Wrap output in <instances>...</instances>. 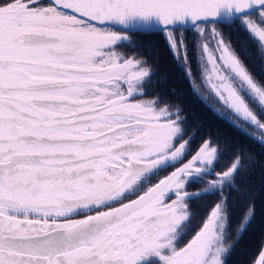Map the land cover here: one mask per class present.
I'll return each mask as SVG.
<instances>
[{"label":"snow or ice","instance_id":"1","mask_svg":"<svg viewBox=\"0 0 264 264\" xmlns=\"http://www.w3.org/2000/svg\"><path fill=\"white\" fill-rule=\"evenodd\" d=\"M233 26L264 42V0H0V264H223L226 196L178 241L186 201L248 194L233 184L241 157L214 172L208 139L189 155L178 114L135 99L148 61L109 49L154 30L191 77L190 33L211 90L264 130V85L223 38Z\"/></svg>","mask_w":264,"mask_h":264},{"label":"trees","instance_id":"2","mask_svg":"<svg viewBox=\"0 0 264 264\" xmlns=\"http://www.w3.org/2000/svg\"><path fill=\"white\" fill-rule=\"evenodd\" d=\"M223 37L253 78L264 85V61L256 41L236 26L225 28ZM128 38L136 47H129L125 42L118 49L126 56L135 55L139 59H146L148 63L144 66L153 73L147 91L140 96L154 99L159 107L167 105L178 112L184 130L183 139H192L193 152L189 155L194 154L203 141L208 139L218 149L214 172L226 170L225 166L234 157H241V168L235 174L233 184L248 194L240 195L236 188L227 184L215 196H201L198 200L186 201L192 218L183 227L185 232L180 243L190 238L202 217L206 218V213L210 211L209 202L214 204L226 196L224 243L230 248L224 256L223 264H258L259 254L264 247V145L249 135L241 123L224 116L212 101L199 95L192 84L195 81L188 78L182 66L173 58L162 36L148 33L131 34ZM194 47V43H190L188 66L193 78L198 81L199 69ZM162 175L154 177V180ZM191 188L202 189L203 186L195 181L187 190ZM249 208L253 210L251 218L241 232L237 226Z\"/></svg>","mask_w":264,"mask_h":264},{"label":"rangeland","instance_id":"3","mask_svg":"<svg viewBox=\"0 0 264 264\" xmlns=\"http://www.w3.org/2000/svg\"><path fill=\"white\" fill-rule=\"evenodd\" d=\"M46 3V2H45ZM259 26V25H258ZM244 30V29H243ZM247 34L253 39L256 41V43L258 44V47H259V51L261 53V56H262V60L264 61V42H260L259 41V38L258 37H253V35H251L249 33V31H246ZM188 38V52H190V49H189V45L190 43L193 42V38L191 36V34H189V36H187ZM224 38V37H223ZM129 39V38H128ZM225 42L227 43V41L225 40ZM203 43V41L201 42ZM230 50H232V48L230 47ZM109 51H114L118 54H120L121 56H123L124 58H131L132 56H126L124 55L123 53H121V51L118 49V47L116 48H113V49H109ZM194 52L196 54V60H197V66H198V69H199V79L198 81L195 80L192 76V73H191V77H189L188 75V78H190V80L193 82L192 84H194L196 87V90L197 92L199 93V95L207 100V101H212L218 108V110H220L224 116L226 117H229L239 123H241L243 126L247 127L249 132L250 133H253L257 136H260V137H264V130H260L258 129L257 127L255 126H252L250 124H248L247 122L243 121L241 118L237 117L222 101H220V99L215 95V93L211 90L209 84L206 82V79H205V75H206V70H208L209 66L207 65L206 61L204 60H200L198 61L197 59V52H196V48L194 47ZM234 52V51H233ZM218 53H217V57H218ZM122 62V61H121ZM177 62L180 64V66H182V68L184 69L185 73H186V70H185V67L182 65V63H180L178 60ZM219 62V61H218ZM142 67H146L144 66V64L142 65ZM189 67V66H188ZM148 68V67H147ZM190 68V67H189ZM223 71H225V74H227V70L226 69H222ZM191 71V70H190ZM215 82V81H214ZM122 87L124 89H126L125 86L122 85ZM136 100H154V99H147V98H142L140 95H138L137 98H135ZM158 106V105H157ZM159 107V106H158ZM170 112H173V113H176L178 114V112L176 110H171L170 108H168ZM258 114V117L262 120V122H264V115L260 114L259 112H257ZM173 118L175 119L176 116H173ZM179 119H180V125H181V117L179 116ZM188 139V138H186ZM211 147H215V146H212ZM218 154V153H217ZM214 179V178H213ZM154 178L151 180V181H146L145 184H142L141 185V191L144 190L146 188V186H148L150 183L154 182ZM199 183V182H197ZM200 184V183H199ZM227 185V184H226ZM203 188L204 187H207V185L205 184H202ZM174 198V197H173ZM223 198V197H222ZM226 224V222H225ZM185 225V224H184ZM184 225H182L181 227V231L185 232V229L183 228ZM226 227V226H225ZM224 238H225V229H224V234H223V240H222V246L228 251L230 246L225 244L224 243ZM178 243H180V241H178ZM183 243V241L181 242V244ZM227 251L223 254V257L222 259H224V256L226 255ZM163 254H169L168 250H164ZM138 264H163V262L156 256H153L151 257L149 260L147 261H142V262H138Z\"/></svg>","mask_w":264,"mask_h":264},{"label":"water","instance_id":"4","mask_svg":"<svg viewBox=\"0 0 264 264\" xmlns=\"http://www.w3.org/2000/svg\"><path fill=\"white\" fill-rule=\"evenodd\" d=\"M44 2H47V0H44ZM150 33H155V31L153 30V31L150 32ZM129 34H148V33L143 32V30H141V29H132V30H130ZM155 34H156V33H155ZM244 130H245V129H244ZM247 133H248L249 135H251V136H252L254 139H256L257 141H259L262 145H264V142L261 141V138H262V137L257 136V135H255V134H253V133H250L249 131H247ZM262 252H264V247H263V251H262Z\"/></svg>","mask_w":264,"mask_h":264},{"label":"clouds","instance_id":"5","mask_svg":"<svg viewBox=\"0 0 264 264\" xmlns=\"http://www.w3.org/2000/svg\"><path fill=\"white\" fill-rule=\"evenodd\" d=\"M205 194H206V193H205L204 191H201V192L199 193L200 196H203V195H205ZM193 198H195V194H194V197H193ZM250 218H251V213H250V212H247V213L245 214V216L242 217V222L237 226L239 231L242 232L243 229L247 227V223H248V220H249Z\"/></svg>","mask_w":264,"mask_h":264},{"label":"flooded vegetation","instance_id":"6","mask_svg":"<svg viewBox=\"0 0 264 264\" xmlns=\"http://www.w3.org/2000/svg\"><path fill=\"white\" fill-rule=\"evenodd\" d=\"M256 80V79H255ZM258 82V81H257ZM123 86H125L126 88H127V85H123ZM138 97V95L136 96V98ZM160 174H162V173H160ZM159 175V174H158ZM154 178V177H153ZM160 178H162V176L160 177ZM203 180H212V178L211 177H209V176H204L203 177ZM156 182V181H155ZM198 182V181H197ZM153 183V182H152ZM203 189V188H202ZM129 198H135V195H133V196H130Z\"/></svg>","mask_w":264,"mask_h":264}]
</instances>
